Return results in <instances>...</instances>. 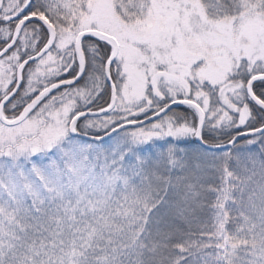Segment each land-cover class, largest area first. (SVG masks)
Returning a JSON list of instances; mask_svg holds the SVG:
<instances>
[{"label": "snow or ice", "instance_id": "obj_1", "mask_svg": "<svg viewBox=\"0 0 264 264\" xmlns=\"http://www.w3.org/2000/svg\"><path fill=\"white\" fill-rule=\"evenodd\" d=\"M0 264H264V0H0Z\"/></svg>", "mask_w": 264, "mask_h": 264}, {"label": "trees", "instance_id": "obj_2", "mask_svg": "<svg viewBox=\"0 0 264 264\" xmlns=\"http://www.w3.org/2000/svg\"><path fill=\"white\" fill-rule=\"evenodd\" d=\"M179 110L183 111V110H185V109H184V107H181Z\"/></svg>", "mask_w": 264, "mask_h": 264}]
</instances>
